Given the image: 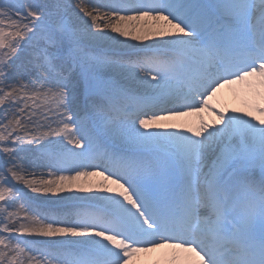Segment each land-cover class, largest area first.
<instances>
[{
  "label": "snow or ice",
  "instance_id": "obj_1",
  "mask_svg": "<svg viewBox=\"0 0 264 264\" xmlns=\"http://www.w3.org/2000/svg\"><path fill=\"white\" fill-rule=\"evenodd\" d=\"M149 253L264 264V0H0V264Z\"/></svg>",
  "mask_w": 264,
  "mask_h": 264
},
{
  "label": "bare ground",
  "instance_id": "obj_2",
  "mask_svg": "<svg viewBox=\"0 0 264 264\" xmlns=\"http://www.w3.org/2000/svg\"><path fill=\"white\" fill-rule=\"evenodd\" d=\"M130 40V38H128ZM133 43H136L132 41ZM215 103L217 106H223L226 109H231L233 107H241V99L239 95L233 91L231 88H225L221 91V93L218 95ZM206 118L211 119L208 113L204 114ZM161 258L160 253H149L145 256L138 259L136 264H155V261Z\"/></svg>",
  "mask_w": 264,
  "mask_h": 264
}]
</instances>
